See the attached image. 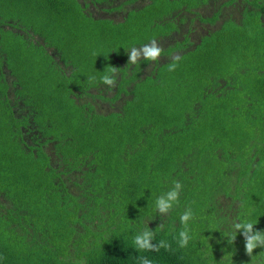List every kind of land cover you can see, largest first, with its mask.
I'll return each mask as SVG.
<instances>
[{"label": "trees", "instance_id": "trees-1", "mask_svg": "<svg viewBox=\"0 0 264 264\" xmlns=\"http://www.w3.org/2000/svg\"><path fill=\"white\" fill-rule=\"evenodd\" d=\"M88 1L0 0V264H264L233 227L264 230V0ZM196 20L219 25L176 40ZM152 39L158 61L127 63ZM146 229L170 249H138Z\"/></svg>", "mask_w": 264, "mask_h": 264}, {"label": "clouds", "instance_id": "clouds-1", "mask_svg": "<svg viewBox=\"0 0 264 264\" xmlns=\"http://www.w3.org/2000/svg\"><path fill=\"white\" fill-rule=\"evenodd\" d=\"M128 54V62L135 64L141 59L146 61H158L162 48L158 44L157 40L152 39L148 43L140 47H131L126 51ZM173 62L168 64V71H175L178 67V61L180 60L179 55H174L172 57ZM117 76V68L109 66V73L101 77V82L108 87H115ZM89 80H95L94 76L88 78ZM182 188V185L179 181L175 182L174 187L170 189L167 193L159 196L155 202L156 209L160 214H166L172 207L175 202L179 199V192ZM193 218V212L191 208H187L180 217V222L185 225L184 230L179 232V247H187L189 241V234L187 229V223L190 219ZM234 229L236 233L239 231L244 238V247L247 255H251L253 250L257 247L264 248V230H255L254 224L251 222H238L234 224ZM154 238V233L152 230L146 229L141 233L136 234L133 237V242L135 246L140 250L147 251H159L160 248H165L166 250L170 249V245L164 241H160L159 244L152 243ZM235 237L233 238V240ZM139 264H152V261L147 257H138Z\"/></svg>", "mask_w": 264, "mask_h": 264}, {"label": "rangeland", "instance_id": "rangeland-1", "mask_svg": "<svg viewBox=\"0 0 264 264\" xmlns=\"http://www.w3.org/2000/svg\"><path fill=\"white\" fill-rule=\"evenodd\" d=\"M85 2L86 3H89L88 0H85ZM221 3L222 2L219 0V2L216 3V4L218 5V4H221ZM106 8L107 7L105 5L93 6V5H90V4L86 7L87 11L91 15H93L95 17H109L110 18L111 16L114 17L116 15L115 14L116 12H109L108 10L106 11ZM198 11L200 13H203L204 15L203 14H200V15H202L204 17H210V16H212L213 12H215V10H213L212 8H208V7L202 8L201 10L199 9ZM207 12H209L208 15H206ZM118 15L120 16V13ZM205 24H207V25H205ZM205 24L204 23H202V24L200 23L199 24V21L196 20V21H194V24L191 27H188V25H186L185 23H183V25L181 27L182 28V31L180 32V36L178 37V39L176 38V40H178V41H184L185 42L184 34L186 33V30L187 29H192V31H188L187 30L188 31V33H187L188 34L187 35L188 36L187 39L192 44H196L199 41V38H200L199 36H202L205 33V30L206 29H208L210 27H211V29H213V28L215 29L219 25V22L217 21V22H215L213 24H208V23H205ZM208 25H211V26H208ZM72 27H73V24H72ZM5 28L6 29H10L7 26ZM90 32H91V28L88 29V30H86V33L87 34H90ZM90 36H93V37H96V38H102L101 32L99 30H96L95 32L91 33ZM185 43L187 44L188 42H185ZM51 51L52 50H49L48 53H51ZM171 55L172 54H170V56ZM173 56L174 55H172L171 57H173ZM171 57H169V58H171ZM58 67L67 76H69L70 73H71V71H72V68L69 65L58 64ZM101 94L104 97H109V96L111 97V96H113L115 94V91H112V90H109L108 91V90H106L105 93L104 92H101ZM96 100L100 102V99H96ZM81 101L82 102L91 101V98L88 97V96L83 95L82 98H81ZM222 207L224 208L223 214L225 216H227V218H230L231 216H233L232 215V208L233 207L230 208L231 206L228 205V202L227 203H223L222 204ZM208 222H209V225H211V226L219 225V222L217 220L216 221L210 220Z\"/></svg>", "mask_w": 264, "mask_h": 264}]
</instances>
